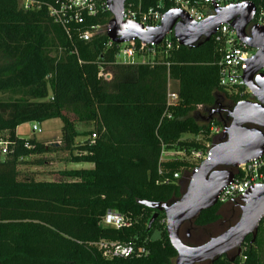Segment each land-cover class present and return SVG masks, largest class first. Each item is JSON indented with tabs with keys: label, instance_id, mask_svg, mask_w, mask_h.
<instances>
[{
	"label": "trees",
	"instance_id": "trees-1",
	"mask_svg": "<svg viewBox=\"0 0 264 264\" xmlns=\"http://www.w3.org/2000/svg\"><path fill=\"white\" fill-rule=\"evenodd\" d=\"M32 1L25 9L23 0H0V134L7 132L10 141L0 159V264H174L178 252L160 222L165 214L149 227L158 210L144 202H170L185 190L178 180L162 181L193 164L163 160L164 150L204 149L214 140L212 122L201 124L194 116L198 107L213 105L217 92L240 100L219 86L218 46L212 39L181 46L168 66L124 64L117 62L119 47L109 45L107 34L89 41L69 37L49 12L57 0ZM111 19L104 10L88 23L106 26ZM101 68L112 73L110 80L99 75ZM169 80L177 82L180 94L172 118L164 117ZM55 118L63 123L59 145L17 134L25 122ZM79 123L94 125L93 144L77 143ZM184 134L204 140L183 139ZM74 149L73 161L94 167L59 170L51 181L21 170L30 157ZM221 205L194 221L204 237L197 245L209 240L203 229L220 218ZM108 210L127 216L132 225H101ZM101 240L131 243L146 254L108 259L96 245ZM207 264H264V224L255 238L245 239L240 255L232 251Z\"/></svg>",
	"mask_w": 264,
	"mask_h": 264
},
{
	"label": "water",
	"instance_id": "water-1",
	"mask_svg": "<svg viewBox=\"0 0 264 264\" xmlns=\"http://www.w3.org/2000/svg\"><path fill=\"white\" fill-rule=\"evenodd\" d=\"M111 31L108 33L117 44L127 39L138 38L144 43L162 42L173 31L182 46L191 47L210 41L217 27L231 23L240 39L259 51L249 60L244 78L253 94V99L238 102L231 112L232 121L224 125L222 141L212 146L210 155L198 166L182 195L170 202H144L156 211L149 227L160 212L167 219L170 242L177 250L176 264L213 263L216 259L236 251L240 255L242 244L249 235L257 236L260 221L264 216V185L253 188L243 199L239 220L228 229L199 245H190L181 238L185 223L194 222L201 213L218 204L220 190L235 177L234 169L251 158L262 155L264 150V27L254 26L251 35L247 27L256 12L254 4H244L217 14L200 23L192 22L184 11L170 9L160 27L144 30L141 25L123 20L126 0H107Z\"/></svg>",
	"mask_w": 264,
	"mask_h": 264
},
{
	"label": "built area",
	"instance_id": "built-area-1",
	"mask_svg": "<svg viewBox=\"0 0 264 264\" xmlns=\"http://www.w3.org/2000/svg\"><path fill=\"white\" fill-rule=\"evenodd\" d=\"M165 2L170 5L168 9H166ZM244 4H254L256 6L254 17L247 27V33L251 35L254 26L264 27V5L262 3L258 5L256 0H158L149 6L144 4V0H126L122 16L124 21L138 23L144 30H148L160 27L166 12L170 9L184 11L192 22L200 23L216 15L218 10H227ZM23 5L25 9H29L33 7L34 3L32 0H23ZM104 10L110 12L107 0H57V5L49 8L54 21L63 26L69 37L77 34L79 39L89 41L96 34L104 32L109 38V45L117 44L110 39L108 34L111 31L110 22L106 26L101 24L89 25L88 23L89 18L96 17ZM211 39L218 46L220 53V58L217 61L219 86L229 94L238 97L240 101L253 99L252 91L244 78V71L249 60L255 56L259 48H253L244 43L231 23H223L217 27ZM117 45L119 47L116 54L117 62L124 64H166L167 66L170 65L169 57L182 46L173 31L168 32L159 44L154 42L144 43L138 38H132ZM260 72L264 74V66ZM99 75L107 80L112 78V73L105 72L103 68H101ZM179 102L180 94L178 90L169 87L167 109L164 117L172 118L171 108L178 105ZM41 131L40 123H33L32 132ZM223 133V125L211 123V136L219 138L223 136ZM96 136L94 132L90 144L95 142ZM9 143L10 141L6 136L0 135V153L6 155L9 152ZM212 146L209 143L204 149L193 148L190 150L194 163H192L193 165L187 173L188 181L192 179L194 173L199 171L198 166L200 163L209 157ZM165 152L166 150L163 151V154ZM234 172V179L219 192L218 203L220 204H226L233 199L243 200L253 188L264 185V150L262 155L241 162L234 169ZM160 173H162V169H160ZM181 175L182 171H175L172 176L165 177L162 182L169 184L177 182V180L180 181ZM160 222L167 225L166 217L161 218ZM100 223L103 226L116 229L132 225L130 218L114 210H108ZM262 223L264 224V216L260 221V224ZM96 245L102 251L103 256L108 259L146 254L144 248L139 247L136 250L133 244L126 242L101 240Z\"/></svg>",
	"mask_w": 264,
	"mask_h": 264
},
{
	"label": "rangeland",
	"instance_id": "rangeland-1",
	"mask_svg": "<svg viewBox=\"0 0 264 264\" xmlns=\"http://www.w3.org/2000/svg\"><path fill=\"white\" fill-rule=\"evenodd\" d=\"M220 96L228 97L226 94L217 92L215 94V98H218ZM218 108V105L215 106ZM195 118L197 121L201 124H207L211 123L213 121H219V116L214 115L213 117H210V111L206 106H199L196 112L194 113ZM62 120L61 119H50L46 122H43L40 124L42 131L33 133L32 132V122H25L17 127V131L20 134L21 137H25L27 139H36L39 142H42L44 144H53V143H59L61 140V128H62ZM230 124V123H229ZM222 126V124H220ZM77 129L79 130V135L77 136V143L82 144L87 139L92 138V134L94 133V125L92 123H79L77 125ZM183 139H189V140H204L202 135H194V134H184ZM219 138L216 137L212 142H210V145L218 143ZM78 149H74L72 151L67 150H60V151H54L46 153L43 157H30V162L26 165L21 166L22 171H28L35 174V177L37 180H46L50 181L53 180L57 176V172L59 170L64 169H76V168H93L92 163H84V162H75L71 159L72 155L70 154H77ZM6 155L0 153V159H3ZM42 159L43 163H36V160ZM164 160H172V159H178V160H184L190 163H194L193 158L191 157L190 150L185 149H166V152L163 154ZM191 169V166L185 167L183 166L182 175L180 178V182L182 184V187L184 185H187L189 183L187 179V173ZM187 182V184L185 183ZM239 216L236 217H226L223 220L217 222L214 224L211 229L209 230V234L206 235V237L211 238L216 235H219L223 231H225L227 228H229L231 225H233L237 220ZM193 231V230H192ZM160 236L159 232L156 231L154 234L155 238H158ZM181 238L183 240H187L191 243H198L204 239L200 240H194L193 238L187 239L184 236V232L181 231ZM176 259L174 260V264H176ZM207 264V262H204Z\"/></svg>",
	"mask_w": 264,
	"mask_h": 264
},
{
	"label": "flooded vegetation",
	"instance_id": "flooded-vegetation-1",
	"mask_svg": "<svg viewBox=\"0 0 264 264\" xmlns=\"http://www.w3.org/2000/svg\"><path fill=\"white\" fill-rule=\"evenodd\" d=\"M238 102H240V100L236 101V100H234L233 97L228 96L225 98L223 96H220L218 98H215V102L213 105L206 106V107L210 111V117H213L214 115H218L219 116V122L224 126V125H228L229 123H231V121H232L231 112ZM216 105H218V108L215 107ZM185 183L187 184L186 181H185ZM187 185H184L183 189H186ZM177 198H179V197H177ZM177 198H175V199H177ZM175 199H173V200H175ZM242 204H243V200H241V199H233L226 204H222L219 208L220 218L214 224L223 220L226 217H232L233 218V217L239 216V218H240ZM239 218H238V220H239ZM214 224H212L209 228L203 229V231L205 232L206 235L209 234L208 232ZM200 230H201L200 228L195 227L194 222H187L184 224L181 231L184 232V236L187 239L193 238L194 240H197V239L200 240L201 239L200 238ZM187 242L190 245H197L201 241L198 243H195V244L191 243L189 241H187ZM209 262H207V263H209Z\"/></svg>",
	"mask_w": 264,
	"mask_h": 264
},
{
	"label": "crops",
	"instance_id": "crops-1",
	"mask_svg": "<svg viewBox=\"0 0 264 264\" xmlns=\"http://www.w3.org/2000/svg\"><path fill=\"white\" fill-rule=\"evenodd\" d=\"M171 88V89H173V90H178V84H177V82L176 81H174V80H169V82H168V88ZM16 131H17V129H16ZM17 134L20 136V134L18 133V131H17ZM0 135H2V136H7V132H2ZM90 140H91V138H90ZM57 145H59V143H56ZM84 163H89V162H84ZM93 164V163H92ZM94 165V164H93ZM94 167V166H93ZM57 177V176H56ZM55 177V178H56ZM54 178V179H55ZM53 179V180H54ZM51 181V180H50Z\"/></svg>",
	"mask_w": 264,
	"mask_h": 264
}]
</instances>
